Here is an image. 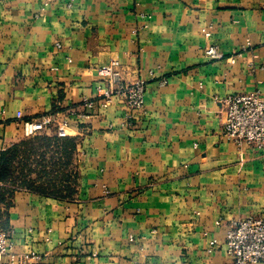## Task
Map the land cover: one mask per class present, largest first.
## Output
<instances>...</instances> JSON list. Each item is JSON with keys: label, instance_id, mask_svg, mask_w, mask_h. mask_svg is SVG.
<instances>
[{"label": "crops", "instance_id": "crops-1", "mask_svg": "<svg viewBox=\"0 0 264 264\" xmlns=\"http://www.w3.org/2000/svg\"><path fill=\"white\" fill-rule=\"evenodd\" d=\"M111 61L113 89L144 84L142 111L119 95L83 105ZM255 90L264 0H0V155L45 117L56 124L44 134L77 142L70 199L13 195L11 252L41 264H232L228 225L264 214V149L222 136L220 102Z\"/></svg>", "mask_w": 264, "mask_h": 264}, {"label": "built area", "instance_id": "built-area-1", "mask_svg": "<svg viewBox=\"0 0 264 264\" xmlns=\"http://www.w3.org/2000/svg\"><path fill=\"white\" fill-rule=\"evenodd\" d=\"M50 1L52 0H46V2ZM67 7H71L70 2ZM201 32L206 38H210V33L205 28ZM203 51L207 57L220 58L213 46L205 47ZM118 65L117 61H111L96 69L95 74L99 85L96 87V96L84 102L83 105L86 108H93L96 102L101 108H107L111 100L119 95L130 110H143L145 93L143 83L121 85L113 89ZM102 83L106 86L102 87ZM220 103L224 113L222 136L238 146L264 149V92L255 90L246 94L227 96ZM55 124V120L51 117H45L36 122L26 121L23 123L24 137L40 135L53 128ZM227 228L224 247L226 256L232 264H264V214L233 221ZM10 235L11 232L8 229L0 231V264H41L43 262V256L35 252L21 254L11 252ZM210 245L214 246L215 242H211Z\"/></svg>", "mask_w": 264, "mask_h": 264}, {"label": "rangeland", "instance_id": "rangeland-1", "mask_svg": "<svg viewBox=\"0 0 264 264\" xmlns=\"http://www.w3.org/2000/svg\"><path fill=\"white\" fill-rule=\"evenodd\" d=\"M76 140L57 132L23 139L8 150V176L0 182V231L15 193L29 190L70 199L75 190Z\"/></svg>", "mask_w": 264, "mask_h": 264}, {"label": "trees", "instance_id": "trees-1", "mask_svg": "<svg viewBox=\"0 0 264 264\" xmlns=\"http://www.w3.org/2000/svg\"><path fill=\"white\" fill-rule=\"evenodd\" d=\"M8 150H6L5 152H2V154L0 155V182H4L8 176V162H9L7 158ZM40 194L48 195L44 193H40ZM48 196H51V195H48Z\"/></svg>", "mask_w": 264, "mask_h": 264}]
</instances>
